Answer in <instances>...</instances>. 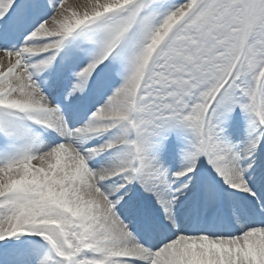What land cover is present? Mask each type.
Listing matches in <instances>:
<instances>
[{
    "label": "snow or ice",
    "instance_id": "6c2138e0",
    "mask_svg": "<svg viewBox=\"0 0 264 264\" xmlns=\"http://www.w3.org/2000/svg\"><path fill=\"white\" fill-rule=\"evenodd\" d=\"M0 264H264V0H0Z\"/></svg>",
    "mask_w": 264,
    "mask_h": 264
}]
</instances>
